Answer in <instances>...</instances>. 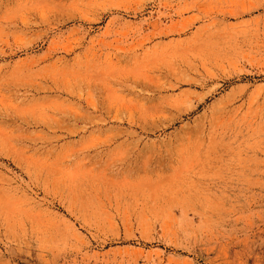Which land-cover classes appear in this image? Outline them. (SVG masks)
I'll use <instances>...</instances> for the list:
<instances>
[{
  "label": "rangeland",
  "instance_id": "obj_1",
  "mask_svg": "<svg viewBox=\"0 0 264 264\" xmlns=\"http://www.w3.org/2000/svg\"><path fill=\"white\" fill-rule=\"evenodd\" d=\"M0 264H264V0H0Z\"/></svg>",
  "mask_w": 264,
  "mask_h": 264
}]
</instances>
